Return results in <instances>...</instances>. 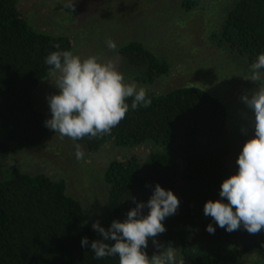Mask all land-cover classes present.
Segmentation results:
<instances>
[{"label":"trees","instance_id":"1","mask_svg":"<svg viewBox=\"0 0 264 264\" xmlns=\"http://www.w3.org/2000/svg\"><path fill=\"white\" fill-rule=\"evenodd\" d=\"M17 3L0 0V126L7 141L32 147L48 133L47 116L34 104L40 82L49 76L45 57L57 50L55 44L71 51L72 43L65 35L35 30ZM196 3L181 1L186 9ZM212 36L250 67L264 53V0H234ZM117 54L137 70L133 79L138 82L151 84L169 73L168 62L139 41L126 42ZM147 95L151 105L129 108L111 134L75 140L88 152L106 142L164 148L144 159L131 154L108 164L103 173L106 213L100 225L107 230L113 220L126 219L135 207L132 198L147 202L159 184L180 204L157 237L176 243L190 264H237L245 253L264 250V231L252 235L241 227L228 232L203 214L206 200L221 199V182L237 171L236 158L250 134L228 130L225 105L200 87L147 90ZM9 153L8 143L0 141V264H119L118 256L93 258L90 242L102 237L85 221L81 203L66 193L65 181L6 167L1 160ZM208 224L214 233L206 230ZM82 237L88 238V246L81 247ZM145 251L151 258L152 251Z\"/></svg>","mask_w":264,"mask_h":264},{"label":"rangeland","instance_id":"2","mask_svg":"<svg viewBox=\"0 0 264 264\" xmlns=\"http://www.w3.org/2000/svg\"><path fill=\"white\" fill-rule=\"evenodd\" d=\"M182 0H75V11L62 8L60 0H18L17 7L23 17L37 31L52 35H65L72 43L71 52L82 59L95 55L101 61H113L123 73L126 82H135L153 92H165L178 86L194 85L218 98L227 109V129L240 130L253 135L250 110L241 96L264 86L262 79L253 82L245 79L250 67L225 49L212 34L232 7L234 0H197L191 9ZM112 39L117 47L111 51L106 41ZM139 41L146 48L165 59L170 70L153 83L134 80L136 69L128 66L117 54L118 48L128 41ZM55 78H44L37 89L34 104L47 118L50 110L46 97L58 90ZM249 136V137H250ZM0 141L8 143L9 155L1 160L6 167L28 173H44L54 179H63L66 193L77 199L85 214V221L101 222L106 213L107 185L103 173L112 160H123L134 154L144 159L160 145L142 143L136 147H119L104 143L98 150L88 152L81 144L84 159L75 157L74 140L48 128L44 139L32 147H20L7 141L0 126ZM159 245L174 248L177 261L190 264L180 254L176 243L156 237ZM154 254L161 250L148 240ZM237 264H264V250L245 253Z\"/></svg>","mask_w":264,"mask_h":264},{"label":"clouds","instance_id":"3","mask_svg":"<svg viewBox=\"0 0 264 264\" xmlns=\"http://www.w3.org/2000/svg\"><path fill=\"white\" fill-rule=\"evenodd\" d=\"M60 5L75 11V0H60ZM106 46L111 51L117 47L112 39L106 41ZM54 47L57 50L45 57V63L58 91L46 97L51 115L44 125L60 139L103 137L126 118L129 108L136 110L151 105L147 89L135 82H126L113 61H101L95 55L82 59L69 50H59V44ZM262 70L264 53L257 56L250 65V75L244 78L256 83L262 79ZM241 101L250 110L254 134L241 146L236 158L237 171L222 180L221 199L206 200L203 214L228 232L243 227L255 235L264 231V86L242 95ZM75 157L78 161L84 159L79 144ZM132 199L135 207L127 211L123 221L113 220L107 230L99 221L92 222V228L102 237L90 242L93 258L118 256L119 264H183L177 261L171 245L163 247L156 241L166 231L165 218L179 208L178 197L156 184L147 202ZM206 230L210 234L215 231L212 224ZM149 238L161 249L160 254L154 253L151 258L145 251ZM88 245V238L82 237L81 247Z\"/></svg>","mask_w":264,"mask_h":264}]
</instances>
